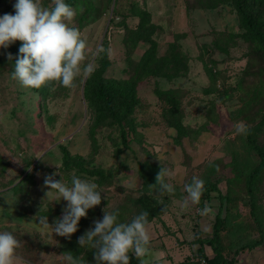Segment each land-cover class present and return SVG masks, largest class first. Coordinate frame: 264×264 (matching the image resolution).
Returning a JSON list of instances; mask_svg holds the SVG:
<instances>
[{
	"label": "rangeland",
	"instance_id": "374dc122",
	"mask_svg": "<svg viewBox=\"0 0 264 264\" xmlns=\"http://www.w3.org/2000/svg\"><path fill=\"white\" fill-rule=\"evenodd\" d=\"M133 1L147 9L156 24L152 36L157 55H163L170 42L186 53L184 74L168 78L141 72L139 59L150 42H134L131 35L138 20L131 11ZM14 2L0 0V14L14 12ZM43 2L50 7L53 0ZM72 6L78 11L71 23L89 47H106L109 65L104 70H97L101 52L93 57L96 78L135 82L136 132L128 135L130 141L124 146L113 120L88 107L84 97L88 77L78 78L71 88L57 81L39 88L22 86L10 75L19 44L0 47V229L13 230L21 241L15 264H66V252L83 255L94 264L95 250L80 247L77 238L102 217L104 206L106 211L119 208L122 220L144 210L134 202L138 196L148 197L160 210L148 225L153 258L159 264L199 259L196 239L212 232L218 211L223 218L220 246L225 256L233 257L234 264H264V175L253 188L254 205L240 179L229 181L237 173L236 164L258 160L244 135L232 133L236 121L250 125L260 118L263 94L260 90L261 97L251 95L259 87V62H248L252 44L238 35L241 29L230 1L78 0ZM208 69L219 71L214 83ZM167 89L178 97L183 127L179 132L163 93ZM258 143L264 149V127ZM116 144L122 152H116ZM64 151L82 157L87 170L66 167ZM160 168L172 173L167 179L175 186L174 193L155 192ZM96 169H103V178L94 173ZM73 170L94 177L106 197L87 210L70 238L55 233L52 238L39 224V216L47 215L51 223L66 201H50L54 192H47L44 177L55 172V179L60 173L68 179ZM193 176L217 180L223 194L232 188L229 198L213 196L204 200L203 207L189 200L182 208L187 198L184 185ZM206 205L209 211L201 215L199 209ZM204 250L208 256L213 254L208 244Z\"/></svg>",
	"mask_w": 264,
	"mask_h": 264
},
{
	"label": "clouds",
	"instance_id": "9594fccd",
	"mask_svg": "<svg viewBox=\"0 0 264 264\" xmlns=\"http://www.w3.org/2000/svg\"><path fill=\"white\" fill-rule=\"evenodd\" d=\"M12 7L14 12L0 14V47L7 48L17 39L21 41L10 75L22 86L39 88L57 81L71 88L78 78L95 72L97 64L93 57L104 49L102 46H97L95 50L89 47L80 29L71 23L78 10L66 0H53L50 7L43 0H15ZM7 55L12 60V53ZM233 128L232 135H247L249 131L244 121H236ZM55 175V172L46 174L43 181L48 186L47 192H54L50 201L63 198L66 203L60 216L54 217L51 223L47 215L39 216V224L50 231L51 237L55 233L70 238V234L79 227L80 218L87 215L88 209L100 204L106 193L94 177L77 175L75 170L68 179H62L61 173L60 178L55 179ZM171 175L168 169H159L154 183L158 185L155 192L162 196L176 191L167 179ZM204 184V179L199 176H193L190 182L185 183L187 198L182 201V208L189 200L194 204L200 202ZM199 211L204 215L209 207L206 205ZM92 223L94 226L89 227L77 241L80 247L95 250L94 264H129L130 252L139 259V264H159L158 260H154L150 246L146 210L122 220L119 208L106 211L104 206L102 217ZM20 242L13 230L0 229V264H15ZM63 259L66 264H92L83 255L71 252H66Z\"/></svg>",
	"mask_w": 264,
	"mask_h": 264
},
{
	"label": "trees",
	"instance_id": "16d2710c",
	"mask_svg": "<svg viewBox=\"0 0 264 264\" xmlns=\"http://www.w3.org/2000/svg\"><path fill=\"white\" fill-rule=\"evenodd\" d=\"M78 0H66L70 5H75ZM232 4L235 13L238 17L239 28L238 35L242 40L252 44V53H248L249 64L255 65L259 62V87H255V92L251 95L258 98L262 94V107L260 118L253 124L248 125L249 131L247 135H244V141L250 150H253L258 155V160L255 163H249L247 161L241 165L236 164L235 173L233 178L229 181L230 183L235 180H241L243 185L246 186L250 192V201L254 205L256 197L253 188L257 182L262 181L261 178L264 175V149L258 143L259 130L264 127V0H221ZM131 11L138 17L135 26L132 28L131 35L134 36V42L137 40H148L150 42L143 55L139 59L141 72L144 74H163L168 78L184 74L188 69L186 63V53L178 49L175 42H170L168 48L163 55L156 54L155 40L153 39V33L156 31V24L151 19L150 12L141 7L138 2L133 1ZM124 22V20L122 21ZM121 22V23H122ZM21 41L18 39L11 43L19 44ZM152 43V44H151ZM177 47V49H176ZM104 51L98 56V68L97 70H104L109 65V59L107 58L106 47ZM224 49V48H223ZM6 50H10L6 49ZM207 66V65H206ZM209 68V67H207ZM212 75V81L215 82V78L219 71H212L208 69ZM140 73V72H139ZM165 97L169 104L170 116L173 118V125L177 128L178 132L183 130L182 124L179 122V101L177 95L173 93L171 89L165 90ZM84 97L88 107L93 109L100 117L110 118L113 120L116 128L119 130L120 142L124 146H128L130 139L128 135L131 132H136V122L133 120L132 113L137 103V97L135 93V82L134 81H120L114 82L108 78L102 76L96 78L93 73L88 76L84 85ZM117 145V144H116ZM116 152H122V148L117 145ZM64 164L76 166L77 170H87L85 160L80 156H70L67 151H64ZM241 163V161H240ZM94 173H97L100 178L104 177L103 169H96ZM28 173L24 175L28 177ZM24 178V179H25ZM204 191L201 195L199 207H203L204 200H209L213 196L219 198H229V194L232 188H229L225 194H223L217 184V180L206 179L204 180ZM22 182L21 180L18 183ZM17 183V184H18ZM134 202L142 205L143 209L148 212V220L153 216H156L160 210L157 206H153L150 199L146 196H138L134 198ZM223 225V218L220 216L219 211L215 216V221L212 226V232L204 237H198L196 240L199 241L198 255L199 259H183L180 261L172 262L171 264H234L233 257H227L222 252L220 246V231ZM255 240L249 243L248 246H253L256 243ZM208 244L213 250V254L208 256L205 253L204 245ZM243 247V245H240ZM131 259L129 264H139V259L134 253H129ZM203 260V261H202Z\"/></svg>",
	"mask_w": 264,
	"mask_h": 264
},
{
	"label": "built area",
	"instance_id": "2783aa9c",
	"mask_svg": "<svg viewBox=\"0 0 264 264\" xmlns=\"http://www.w3.org/2000/svg\"><path fill=\"white\" fill-rule=\"evenodd\" d=\"M203 261V260H202Z\"/></svg>",
	"mask_w": 264,
	"mask_h": 264
}]
</instances>
